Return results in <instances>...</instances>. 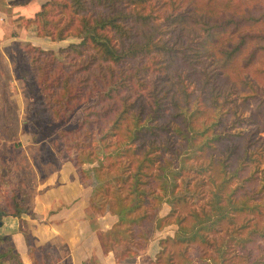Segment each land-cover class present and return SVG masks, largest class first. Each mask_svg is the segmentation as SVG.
<instances>
[{
	"label": "trees",
	"instance_id": "16d2710c",
	"mask_svg": "<svg viewBox=\"0 0 264 264\" xmlns=\"http://www.w3.org/2000/svg\"><path fill=\"white\" fill-rule=\"evenodd\" d=\"M28 21L75 39L18 46L52 122L83 106L56 135L80 182L100 180L89 207L116 218L98 231L125 247L115 264L169 225L140 264H264V0H46Z\"/></svg>",
	"mask_w": 264,
	"mask_h": 264
},
{
	"label": "rangeland",
	"instance_id": "374dc122",
	"mask_svg": "<svg viewBox=\"0 0 264 264\" xmlns=\"http://www.w3.org/2000/svg\"><path fill=\"white\" fill-rule=\"evenodd\" d=\"M44 1L32 0L9 10L8 23L0 27V264H78L71 251L78 244L90 249L88 263L98 264L99 240L93 233L97 226L95 214L86 207L87 195L79 190L80 185L54 191L62 186L58 182L60 174L68 180L75 179L70 157L56 131L75 127L83 106L65 123L52 122L27 58L18 46V42H31L28 38L36 37V26L28 19ZM40 40L42 48L53 50L75 41ZM261 135L264 137V131ZM55 176L58 181L52 185ZM98 182L99 178L91 172L90 183L96 186ZM47 184L52 188L44 189ZM67 192L73 198L78 193L83 200L78 198L67 208L60 207L59 195ZM171 195L169 191L163 197L158 210L162 204L168 205ZM18 209L23 212L20 218L10 215ZM16 225L18 231L12 230ZM85 226L88 229L78 233ZM150 230L151 234L155 231L154 227Z\"/></svg>",
	"mask_w": 264,
	"mask_h": 264
},
{
	"label": "crops",
	"instance_id": "0c3cea01",
	"mask_svg": "<svg viewBox=\"0 0 264 264\" xmlns=\"http://www.w3.org/2000/svg\"><path fill=\"white\" fill-rule=\"evenodd\" d=\"M12 1L13 0H0V27H5L6 24L8 23V20L6 19V17H8V11L9 10H13V9L18 7L17 5H13ZM26 39H27V37H26ZM28 39L35 45H40L41 44V42H40L41 38L40 37L30 36V38H28ZM69 164H71V162H69ZM72 168H73V170L75 172V169H74L73 165H72ZM60 169H61V167H60ZM61 173H62V171H61ZM57 181L58 180H56V176H55V180L52 183V185L53 184H57ZM58 182H62L61 183L62 186L60 185V187H65V188L61 189L59 187V188L55 189L54 191H61L62 192L64 190H66L67 187L71 188L72 186H75L77 188L80 185L81 188H79V190H81L82 192L85 193V195H87L86 207L90 209V207H89V196H90V193H91V189L94 187L90 183V180H89L90 186H84L80 182L79 177H78L77 173L75 172V179L74 178L73 179L70 178V180H68L67 176L60 174ZM64 183L67 186H65ZM50 186L51 185L47 184L46 188H44V189H48ZM51 188L52 187H50V189ZM79 190H78V193L80 192ZM70 193L71 192H67L66 194L59 195L60 197L58 198V202L60 204V207L67 208L69 205H71L73 202H75L76 199H78V198L82 199L80 197L81 195L78 196V193L75 196V198L71 197V196H74V195H71ZM34 206H35V200H34ZM168 208H169V206L167 204H162V206H161V208H160V210L158 212V215L159 216L165 215L166 212L168 211ZM93 213L95 214V221H96V226H97L93 233L96 232L97 238L99 240L98 231L99 230L104 231V230L109 229L113 225V223L116 221V218L113 217L112 215H109V214H104L102 216H99V215H97V213H95V212H93ZM34 215H35V213H34ZM13 227H15V228L12 229V230L18 231L17 225L13 226ZM87 229H88L87 226H85L84 229L83 230H79L78 233H81L82 231H86ZM174 230H175V226L169 225V226L165 227L164 229H162L160 231H154L151 234V237H150V240H149V243H148L147 247L144 250L139 251L140 255L138 257L132 258V259L129 258V259H125V260L121 259L120 260V264H140L143 254H144V256H148L149 258L153 259L155 254H156V252H157V250H158L157 240L159 238L165 237L167 235H170V236L173 235ZM90 232H92V231H90ZM83 245L84 244H78L77 246L73 245V247L71 249V251L74 253L73 256L77 260L78 264L79 263L80 264H91V263H88V261L90 260V256H91L90 253H89L90 249H86V247L84 249ZM99 245H100V247H99ZM99 245H98V248L100 250V259L98 260V264H115L116 263L115 256H120V254L123 251L122 247H123V249L125 248L122 245H117V246L113 247L112 251L105 252L104 249L102 248L101 244H100V240H99ZM92 262H93V260H92Z\"/></svg>",
	"mask_w": 264,
	"mask_h": 264
}]
</instances>
